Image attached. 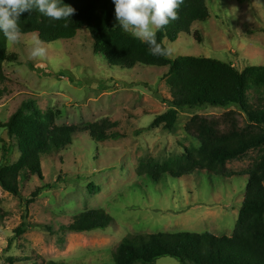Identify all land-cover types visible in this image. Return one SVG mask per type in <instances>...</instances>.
<instances>
[{
  "label": "rangeland",
  "instance_id": "1",
  "mask_svg": "<svg viewBox=\"0 0 264 264\" xmlns=\"http://www.w3.org/2000/svg\"><path fill=\"white\" fill-rule=\"evenodd\" d=\"M208 5L211 17L207 21L195 23L190 33L180 34L175 42L165 40L174 49L170 57H208L232 63L240 71L264 66V0H208ZM112 24L118 27L115 13ZM34 35L39 38L38 34L21 35L20 42L9 43L16 61L4 66L8 80L0 101V121L6 123L24 102L34 101L42 110H60L59 125L83 127L108 118L118 123L110 134L121 137L96 142L87 132L80 133L67 150L43 158V179L35 176L22 181L20 197L0 186V209L6 212L0 219V264L9 263V257L14 264H115L116 247L130 234L186 231L232 236L247 193V175L224 178L194 173L179 179L165 176L156 182L139 176L138 167L181 156L192 145L200 147L187 131L195 116L222 123L237 108L187 109L172 131L151 128L168 109L163 101L170 99L164 79L167 68L128 70L111 65L105 56L94 53L87 29L72 40L44 43L46 58L34 60L30 58ZM248 93L253 103L264 101V88ZM238 113L233 117L243 128L246 117ZM4 145L11 151L7 160L17 162V143L0 128V163ZM259 152L252 150L229 162L228 172L245 174ZM38 188L43 189L27 212V201ZM98 208L114 218L106 230H61L80 212ZM26 214L30 228L17 238L15 229ZM154 264L180 263L167 257Z\"/></svg>",
  "mask_w": 264,
  "mask_h": 264
},
{
  "label": "trees",
  "instance_id": "2",
  "mask_svg": "<svg viewBox=\"0 0 264 264\" xmlns=\"http://www.w3.org/2000/svg\"><path fill=\"white\" fill-rule=\"evenodd\" d=\"M62 4L76 9L68 21L52 20L38 10L21 14L18 23L22 35L38 34L44 43H53L72 40L87 29L94 53L105 56L111 65L128 70L137 66L167 68L164 79L170 99L163 101L168 109L154 120L151 128L172 131L182 112L209 107L237 108L247 121L243 128L238 127L233 117L238 113L235 110H230L222 123L195 116L187 131L199 141L200 147L192 145L181 156L163 162L141 163L138 167L139 176L147 175L156 182L165 176L179 179L194 173L224 178L247 175V193L234 234L222 237L209 232L186 231L130 234L116 247L115 264H154L167 257L180 264H264V101L253 103L248 93L250 89L264 88V66H249L240 71L232 63L208 57L154 56L148 44L113 26V0H62ZM208 6V0H184L178 10L179 18L157 31V42L166 46V39L175 42L180 34L190 33L195 23L211 17ZM196 38L202 40L199 32ZM15 61L16 56L9 53V42L0 32V101L7 93L4 66ZM61 114L60 110L51 108L42 110L30 101L24 102L6 123L0 121V128L15 139L20 153L18 161L11 164L7 160L11 151L4 145V162L0 163V186L4 191L20 197L22 181L35 176L43 179V158L67 150L80 133L87 132L96 142L121 137L110 134L118 123L108 118L80 127L59 125L57 120ZM252 150H259V156L245 174L228 172L229 162L242 159ZM42 189L32 193L31 200L27 201V212L28 205ZM5 214L0 209V219L5 218ZM27 217L24 215V221L15 229V237L29 230ZM113 223L114 218L105 209H88L75 215L61 230L69 233L104 231ZM10 246L11 243L9 249ZM8 262L14 264L11 257ZM47 264L63 263L49 261Z\"/></svg>",
  "mask_w": 264,
  "mask_h": 264
},
{
  "label": "clouds",
  "instance_id": "3",
  "mask_svg": "<svg viewBox=\"0 0 264 264\" xmlns=\"http://www.w3.org/2000/svg\"><path fill=\"white\" fill-rule=\"evenodd\" d=\"M118 27L149 45L151 54L169 57L174 54L171 46L157 42V31L177 20L178 10L184 0H113ZM38 10L52 20L68 21L76 12L62 0H0V32L12 44L20 42L19 17L25 12ZM68 24L65 23L64 27ZM30 58L44 59L47 48L38 36L32 38Z\"/></svg>",
  "mask_w": 264,
  "mask_h": 264
}]
</instances>
